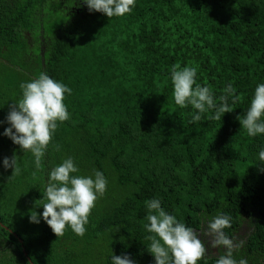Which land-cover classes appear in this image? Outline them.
<instances>
[{"label":"trees","instance_id":"trees-1","mask_svg":"<svg viewBox=\"0 0 264 264\" xmlns=\"http://www.w3.org/2000/svg\"><path fill=\"white\" fill-rule=\"evenodd\" d=\"M62 4L79 11L64 15ZM174 64L195 66L197 82L217 98L231 82L234 109L191 123L195 110L174 102ZM41 72L72 88L71 118L40 168L0 124V264H111L112 254L154 264L144 227L151 198L197 234L224 213L226 234L243 242L248 224L236 258L264 264V171L256 165L264 136L249 137L237 119L264 83V0H137L111 19L82 0H0V121L20 99V83ZM13 155L14 174L2 164ZM67 156L79 175L100 170L108 179L83 236L66 228L58 237L42 218L29 219L43 212L48 172Z\"/></svg>","mask_w":264,"mask_h":264},{"label":"clouds","instance_id":"clouds-1","mask_svg":"<svg viewBox=\"0 0 264 264\" xmlns=\"http://www.w3.org/2000/svg\"><path fill=\"white\" fill-rule=\"evenodd\" d=\"M136 3L137 0H82L90 12H101L110 19L130 14ZM170 79L175 104L181 108L191 106L195 110L190 120L193 124L201 122L209 112H212V119H221L239 100L231 82L225 85L218 98L215 97L207 84L197 82L195 66L172 65ZM19 87L20 99L14 101L5 121L0 124L6 122L9 125L3 135L19 145L23 152H30L35 167L40 168L58 125L71 118L65 99L66 94H72V88L44 72L21 82ZM237 119L249 137L264 136V83L256 85L249 107ZM56 148L59 150L58 145ZM258 160L260 164L256 165L264 171V147L258 152ZM2 164L5 169L12 168L13 174L19 172L16 155L5 157ZM79 172L72 156L51 168L43 191L47 202L41 204L42 213L31 214V222L39 223L42 218L58 237L64 236L66 228L78 236L85 234L97 201L107 191L108 179L100 170H94L91 175H79ZM144 204L147 209L144 227L152 234L146 237L150 241L147 250L154 257V264H198L206 259L209 248L217 247L222 251L215 264H248L246 259L236 258L243 242L234 241L225 232L231 227V217L227 214L212 216L206 227H201L205 238L212 237L209 245L195 229L168 213L160 199L151 198ZM110 258L111 264H137L129 254H112Z\"/></svg>","mask_w":264,"mask_h":264},{"label":"rangeland","instance_id":"rangeland-1","mask_svg":"<svg viewBox=\"0 0 264 264\" xmlns=\"http://www.w3.org/2000/svg\"><path fill=\"white\" fill-rule=\"evenodd\" d=\"M60 3H61V0H58ZM64 0H62V2H63ZM76 7V6H75ZM62 8H63V10H65V11H67V13L65 12L64 13V15H66V14H71V11L72 12H77V11H79V9L77 10L76 8H74V7H68V5L67 6H65V4H62ZM61 16V15H60ZM59 16V17H60ZM43 33L40 35V37H41V39H42V41L44 40L43 39ZM41 41V42H42ZM29 42L31 43V44H36L37 43V45L38 46H40V45H42V43L41 42H39V41H37L35 38H34V36H32L31 35V38L29 37ZM42 49H44V47L42 48ZM251 231V228H250V226L248 225V224H245L244 226H243V229H241L240 230V232H239V237H241V239H243V242H246L247 241V235H248V233ZM198 235H200L201 236V238L202 239H205V240H207V242L208 243H210V241L212 240V237H207V238H205L204 236H203V233H202V231H199V234ZM210 245V244H209ZM220 249L217 247V248H209V252L210 251H219Z\"/></svg>","mask_w":264,"mask_h":264},{"label":"flooded vegetation","instance_id":"flooded-vegetation-1","mask_svg":"<svg viewBox=\"0 0 264 264\" xmlns=\"http://www.w3.org/2000/svg\"><path fill=\"white\" fill-rule=\"evenodd\" d=\"M208 243V242H207ZM208 244H211V241H210V243H208ZM243 245V244H242ZM219 248V247H218ZM220 249V248H219ZM209 253V251L207 252V254ZM214 253L215 254H219V251H214Z\"/></svg>","mask_w":264,"mask_h":264}]
</instances>
